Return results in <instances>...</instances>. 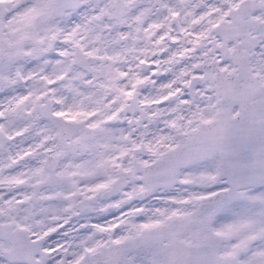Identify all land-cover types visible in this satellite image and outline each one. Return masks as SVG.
<instances>
[{
    "label": "snow or ice",
    "instance_id": "snow-or-ice-1",
    "mask_svg": "<svg viewBox=\"0 0 264 264\" xmlns=\"http://www.w3.org/2000/svg\"><path fill=\"white\" fill-rule=\"evenodd\" d=\"M0 264H264V0H0Z\"/></svg>",
    "mask_w": 264,
    "mask_h": 264
}]
</instances>
